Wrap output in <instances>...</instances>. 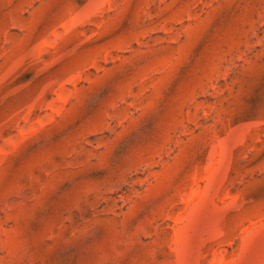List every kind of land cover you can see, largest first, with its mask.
<instances>
[{"label":"rangeland","instance_id":"374dc122","mask_svg":"<svg viewBox=\"0 0 264 264\" xmlns=\"http://www.w3.org/2000/svg\"><path fill=\"white\" fill-rule=\"evenodd\" d=\"M0 264H264V0H0Z\"/></svg>","mask_w":264,"mask_h":264}]
</instances>
